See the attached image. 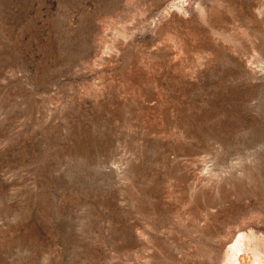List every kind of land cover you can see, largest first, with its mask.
Masks as SVG:
<instances>
[{
    "label": "rangeland",
    "instance_id": "374dc122",
    "mask_svg": "<svg viewBox=\"0 0 264 264\" xmlns=\"http://www.w3.org/2000/svg\"><path fill=\"white\" fill-rule=\"evenodd\" d=\"M239 233L264 264V0H0V264H229Z\"/></svg>",
    "mask_w": 264,
    "mask_h": 264
},
{
    "label": "bare ground",
    "instance_id": "6f19581e",
    "mask_svg": "<svg viewBox=\"0 0 264 264\" xmlns=\"http://www.w3.org/2000/svg\"><path fill=\"white\" fill-rule=\"evenodd\" d=\"M252 237V236H251ZM250 236L245 233H239L235 242L230 245V249L226 252L225 261L229 264H262L263 256L258 252V248L253 244L251 250ZM252 242H254L252 240ZM258 247V246H257ZM258 249V250H257ZM261 249V248H260Z\"/></svg>",
    "mask_w": 264,
    "mask_h": 264
}]
</instances>
